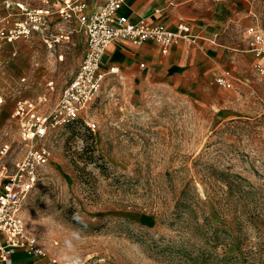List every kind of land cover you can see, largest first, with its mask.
Returning <instances> with one entry per match:
<instances>
[{
	"label": "rangeland",
	"instance_id": "obj_1",
	"mask_svg": "<svg viewBox=\"0 0 264 264\" xmlns=\"http://www.w3.org/2000/svg\"><path fill=\"white\" fill-rule=\"evenodd\" d=\"M251 2L246 16L264 25V0ZM85 47L82 31L54 49L0 40V139L12 158L23 152L16 100L52 111ZM128 60L79 120L50 129L53 157L21 210L26 224L60 259L79 212L85 264H264V75L252 57L226 51L217 70L176 71ZM50 218L47 233L36 221Z\"/></svg>",
	"mask_w": 264,
	"mask_h": 264
},
{
	"label": "built area",
	"instance_id": "obj_2",
	"mask_svg": "<svg viewBox=\"0 0 264 264\" xmlns=\"http://www.w3.org/2000/svg\"><path fill=\"white\" fill-rule=\"evenodd\" d=\"M35 1L39 3L4 0L8 13L0 21V40L13 44L36 39L54 49L70 42L82 31L86 49L80 66L62 89L52 111L43 112L39 102L32 99L16 100L12 117L18 123L22 155L12 158L13 143L0 139V264H18L15 254L20 251L34 256L39 264H62L41 244L37 234L23 219L21 210L39 183L42 169L53 157L47 144L50 129L80 118L99 96L107 77L119 72L117 65L103 67L107 47L117 39L135 46L154 42L161 47L163 54H167L173 44L195 39L191 25L185 20H181L175 29L163 23L148 22L145 18L129 20L120 13L128 0ZM246 33V50L257 57L254 68L264 75V28L251 25ZM218 81L229 85L224 77ZM5 102L0 95V107ZM84 120L90 128H96L95 122Z\"/></svg>",
	"mask_w": 264,
	"mask_h": 264
},
{
	"label": "crops",
	"instance_id": "obj_3",
	"mask_svg": "<svg viewBox=\"0 0 264 264\" xmlns=\"http://www.w3.org/2000/svg\"><path fill=\"white\" fill-rule=\"evenodd\" d=\"M19 1L39 3L35 0ZM1 5L3 12L0 14V21L8 13L4 0H1ZM252 8L251 0H128L120 13L125 14L129 20L138 21L145 18L148 22L163 23L172 29H175L181 20H185L191 25L195 39L173 44L167 54H163L161 47L154 42L135 46L125 40H114L104 53L103 67L107 69L117 65L119 72L110 74L107 79L119 75L121 66L129 61L128 58L138 61L139 70L147 67L159 68L161 63L167 65L166 70L169 71L217 70L219 54L227 51L240 62L251 56L254 67L257 57L246 50V30L251 25L257 24L263 28L264 25L258 21L251 22V18L246 16L253 12ZM235 21L238 22L237 25L242 23L240 42L231 39L235 35ZM141 63L145 65L141 66ZM155 65L158 67H154ZM15 261L18 264H39L34 256L22 251L15 254Z\"/></svg>",
	"mask_w": 264,
	"mask_h": 264
},
{
	"label": "clouds",
	"instance_id": "obj_4",
	"mask_svg": "<svg viewBox=\"0 0 264 264\" xmlns=\"http://www.w3.org/2000/svg\"><path fill=\"white\" fill-rule=\"evenodd\" d=\"M72 220L75 221L77 225H80V227H73L63 235V246L58 255L60 256L62 264H85V260L79 252V247L82 245L85 238L86 221L84 216L79 212L73 214ZM36 223L46 226L48 233L55 229L58 221L50 218L48 224L41 223L40 220L36 221Z\"/></svg>",
	"mask_w": 264,
	"mask_h": 264
},
{
	"label": "trees",
	"instance_id": "obj_5",
	"mask_svg": "<svg viewBox=\"0 0 264 264\" xmlns=\"http://www.w3.org/2000/svg\"><path fill=\"white\" fill-rule=\"evenodd\" d=\"M79 119H80V118H78L77 120H79ZM77 120L71 121V122H69V123H67V124L73 123V122H75V121H77Z\"/></svg>",
	"mask_w": 264,
	"mask_h": 264
}]
</instances>
